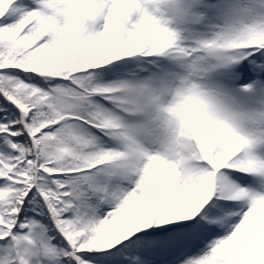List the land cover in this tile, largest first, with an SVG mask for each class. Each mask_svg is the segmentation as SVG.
<instances>
[{
  "label": "snow or ice",
  "instance_id": "snow-or-ice-1",
  "mask_svg": "<svg viewBox=\"0 0 264 264\" xmlns=\"http://www.w3.org/2000/svg\"><path fill=\"white\" fill-rule=\"evenodd\" d=\"M0 264H264V0H0Z\"/></svg>",
  "mask_w": 264,
  "mask_h": 264
}]
</instances>
